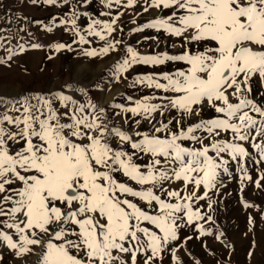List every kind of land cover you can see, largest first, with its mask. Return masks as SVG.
<instances>
[{"label":"snow or ice","instance_id":"6c2138e0","mask_svg":"<svg viewBox=\"0 0 264 264\" xmlns=\"http://www.w3.org/2000/svg\"><path fill=\"white\" fill-rule=\"evenodd\" d=\"M94 2L30 0L61 9L42 25L71 37L50 44L54 53H119L112 78L129 81L148 66L127 86L152 94L108 107L91 94L99 81L0 94V249L35 255L34 264H189L185 254L201 264L188 244L224 242L210 227L222 177L234 178V166L241 193L246 182L264 189V0H143L135 16L157 14L133 18L128 35L154 30L136 45H164L147 54L124 39L122 17L140 0H100L98 15ZM32 35L0 27V65L44 47Z\"/></svg>","mask_w":264,"mask_h":264},{"label":"rangeland","instance_id":"374dc122","mask_svg":"<svg viewBox=\"0 0 264 264\" xmlns=\"http://www.w3.org/2000/svg\"><path fill=\"white\" fill-rule=\"evenodd\" d=\"M141 7L135 11L123 10L125 14L122 17L124 23V39L126 43L136 46L141 54H147L155 50H163L161 44L156 49L154 41H142L136 45L137 40H142L144 35H156L154 30H146L145 33L128 35V32L135 25L131 23L136 18L138 23H144L157 14L156 11L140 13L143 6V0H140ZM100 0L92 3L89 11L92 15H98L99 12L105 11ZM61 9L47 5H32L30 0H0V27L17 29L21 26L27 27L32 32V37L25 36L29 42L40 43L44 47L40 49H29L24 54L14 58L11 66L0 65V94L15 95L22 90H31L32 92L48 91L56 89L64 82H71L78 86H91L99 81V84L91 88V94L96 98V103L100 106L108 107L113 98L117 103H124L122 95H132L139 98L142 95H151V89L146 88H129L127 85L132 76L139 73L152 71L148 66L139 65L134 71L129 73V81L120 80L117 82L112 78L109 68L117 60L119 53H115L104 59H89L78 56L76 52L63 51L54 53L48 46L53 42H63L71 40L69 34L62 30H54L48 33L43 30L42 25L51 23L53 16H59ZM24 18L27 20L20 19ZM10 18V22H6ZM86 19V18H85ZM39 21L40 24L34 23ZM86 27V24L83 25ZM21 35H25L21 33ZM162 39L163 34H161ZM102 43V42H100ZM95 46V45H94ZM73 47H76L75 45ZM179 49L169 48V52H176ZM4 53L0 51V56ZM53 56L49 60L48 56ZM167 69V65L162 66ZM111 112V109L109 108ZM175 114V113H173ZM113 121L119 125L120 118L112 115ZM147 125H145L146 127ZM233 177H222L224 187L218 195H213V199L219 201L216 207L215 220L216 224L210 225L214 232L223 231L224 241H217L214 236L203 238L208 249H205L200 241L193 239L188 244V249L192 255L201 261V264H264V189H257L253 183H247L243 193L240 191L239 174L236 173L235 167L231 169ZM250 174L257 178L258 172L255 166H250ZM264 183V181H262ZM246 200L253 205L251 208H245L242 203ZM249 217L252 223H249ZM209 227V225H206ZM188 235L192 231L185 229ZM249 253H252L249 255ZM3 255V261L0 264H34L35 255H28L16 258L6 249H0ZM183 254V253H182ZM184 258L193 264L192 258L184 255Z\"/></svg>","mask_w":264,"mask_h":264}]
</instances>
